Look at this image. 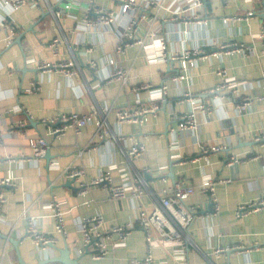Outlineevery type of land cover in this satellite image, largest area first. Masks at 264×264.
I'll use <instances>...</instances> for the list:
<instances>
[{
  "label": "crops",
  "instance_id": "obj_1",
  "mask_svg": "<svg viewBox=\"0 0 264 264\" xmlns=\"http://www.w3.org/2000/svg\"><path fill=\"white\" fill-rule=\"evenodd\" d=\"M50 1L53 6L69 2L72 7L67 16L58 20L47 7L25 5L15 9L6 1L0 2V130L6 133L4 144L0 146V177L11 173L18 183L13 191L9 186L0 188L8 191L0 222V264H47V256H60L61 250L67 247L71 257L78 259L80 264H133L134 260L146 257L148 244L140 226L133 230L127 248L104 259H94L89 253L77 254L81 235L76 224L83 216L101 213L109 224L136 220L138 207L143 203L151 206L153 198L144 195L141 199L111 200L109 191L102 185L94 187L87 197L79 196L76 182L71 183L59 170L50 168L53 160L61 168L71 164L83 166L86 179L98 176L111 163H117L119 168H125L129 177L139 173L146 182L147 192L155 194L175 182L198 185L203 171L218 179L230 178L231 182L217 187L220 214L206 221L192 222L184 263L264 264V248L230 250L219 257L214 254L218 247L240 243L251 247L256 241L264 244V207L246 216L236 213L243 202L248 204L264 198V138L254 139L264 135V100L254 102L248 113L241 114L236 108L243 96L264 95L262 42L255 38L264 25V0H204L198 13L207 20L205 23L185 20L186 11L175 5V0H163L166 8L160 10L138 9L135 15L146 14V22L139 25L140 35L157 27L169 49L198 47L209 54L198 66L184 71L180 81L171 80L178 72L179 62H175L174 67L166 62L149 63L144 49L138 45L129 47L124 55L115 53L116 36L125 29L134 13L121 1L95 0V9L107 7L116 13L118 20L114 25H101L89 31L77 28L87 6L86 0ZM249 11L254 12L250 18L227 20V17L245 16ZM175 12L179 18L173 20ZM11 25L16 27V33L9 40L8 27ZM56 36L64 40L63 58L66 56L65 59L76 62L73 67L76 75L43 72L37 68L35 62L51 58L48 44ZM230 41L245 44L248 55L215 53L217 47L212 43ZM87 48L91 51L85 53ZM89 59L96 61L95 67L89 66ZM110 59L132 68L129 85L109 80L114 68ZM219 67L227 68L231 77L242 82L237 97L233 98L229 92H211L220 81L216 74ZM146 83L155 88L168 85L158 113L142 125L117 124L114 109L134 103L137 98L147 100L148 89L135 90ZM34 84L40 88L29 92ZM185 90L197 100L195 105L203 104L211 110L208 119L199 112L202 120L199 134L181 136L184 122L181 116L190 112L193 105L182 100ZM93 107L112 110L108 116L110 128L118 137L123 136V140H94L96 126L91 123L80 134L70 129L61 139L49 137L50 154L46 153L41 160H19L22 156L34 155L31 138L50 135L51 125L44 119L58 112H88ZM20 121L25 124L23 130L9 134L7 129ZM180 139L182 145H172ZM135 140L145 143L147 152L128 163L120 146L131 145ZM214 144L225 145L227 149L213 153L210 164L204 159L190 160L201 154L203 146ZM10 155L15 160L7 159ZM231 156L240 161L229 165L227 161ZM113 173L121 174L118 169ZM161 175H166L167 181L161 180ZM53 194L65 200L69 236L67 240L59 236L56 248L40 254L33 242L25 238L26 219L18 223L17 220L26 210L28 215L39 217L41 231L54 233V218L45 204L46 198ZM188 202L199 203L201 212L210 209L206 196L198 192ZM178 249L157 246L154 257L173 262Z\"/></svg>",
  "mask_w": 264,
  "mask_h": 264
},
{
  "label": "built area",
  "instance_id": "obj_2",
  "mask_svg": "<svg viewBox=\"0 0 264 264\" xmlns=\"http://www.w3.org/2000/svg\"><path fill=\"white\" fill-rule=\"evenodd\" d=\"M6 1L13 8L18 9L25 5L32 7L44 8L51 11L55 18L62 19L67 16L68 11L72 5L68 2L61 5L53 6L50 0H0ZM123 4L129 6L133 13V17L125 29L118 32L116 36L115 53L124 55L129 47L140 46L146 53V58L149 63L166 62L174 67L175 62H179V69L177 74L171 77L172 81H180L183 78V72L198 66L202 60L208 57L209 54L202 48H183V49H169L166 38L161 35L157 27L149 29L146 34L140 35L139 25L146 22V14L141 13L135 15L138 9L146 10L150 8L163 9L166 8L163 0H119ZM87 6L83 12L82 20L79 21L77 28H84L87 31L91 28H96L101 25H114L118 20V16L113 10L107 7H95V0H86ZM204 0H175V5L185 9V20L188 22L205 23L207 20L200 17L198 11L203 8ZM173 10V9H170ZM95 15L92 16V13ZM253 11L247 12L245 16H232L227 17V20L247 19L253 15ZM179 18V14L175 12L173 20ZM171 19V18H170ZM154 24V22H152ZM16 27L11 25L8 27L7 39L14 36ZM255 38L262 42V54L264 55V25L260 32L255 35ZM64 40L60 37H53L49 42L48 47L51 50V58L47 61L35 62L38 69L43 72L55 71L66 76L76 75L73 69L76 62L72 59L63 58L61 47ZM217 47L216 54H234L248 55V47L243 43L235 41L217 44L212 43ZM91 49L87 48L85 53L90 52ZM114 59H110V63L114 65L109 75V80L121 81L124 85H129L132 78V68L126 67L124 64L115 63ZM90 67H95L96 61L93 59L88 60ZM220 81L215 88L211 90L212 93H226L229 92L232 97H237L240 92L242 82L236 80L229 75V71L225 67H219L216 70ZM262 81L264 83V70L262 72ZM40 86L33 85L28 91L32 92L39 89ZM141 88L148 89V98L143 101L137 98L134 103L128 104L123 107L115 108L117 124H138L142 125L148 121L149 117L156 115L160 110L161 102L165 100L168 93V85L164 84L160 87H153L152 84H141L135 87V90ZM182 100L191 102L192 109L185 115L181 116L183 119V126L181 127V136L189 133L199 134L202 127V120L199 118V112L202 111L206 115V119L210 118L211 110L203 104L195 105L197 102L192 96V93L185 90L181 94ZM264 100V95L257 96H243L237 101V111L239 113H248L252 110L254 102ZM17 109H22L17 107ZM112 112L109 108L93 107L88 112H58L54 116L44 119L46 124L51 125L50 135L36 136L30 139L31 147L34 155L31 157H20L21 162H32L34 160H41L46 156L49 149V137L53 139L63 138L67 132L72 129L76 134L82 133L83 129L89 124H95L96 131L94 140H106L108 138H115L123 140V136H117L110 128L108 116ZM24 122L20 121L17 124H12L7 131L9 134H15L23 130ZM175 131V129H172ZM6 133L0 130V146L4 144ZM264 135L255 136L256 141H261ZM183 141L177 140L172 145H182ZM225 145H209L203 146L202 152L198 156H192L190 160L198 161L204 159L207 164H210V157L213 153L227 149ZM121 153L126 162L131 163L138 158H142L147 148L145 143L135 140L131 145H121ZM82 152V150H80ZM2 158H0L1 160ZM7 159L15 160L13 156H8ZM239 158L231 156L228 158L227 163L233 165L239 162ZM50 168L57 169L61 175L69 180H74L78 185V195L87 197L91 190L99 185L104 186L109 191V198L111 200H119L126 198H142L144 195L151 196L153 203L151 206L143 203L138 207V216L136 220H128L124 223L109 224L105 216L97 213L91 216H83L77 221V228L81 235V243L77 247V254L84 255L89 253L94 259H104L107 256L114 254L120 249H125L129 245V239L136 228L140 226L145 234L148 244L147 255L145 258L136 259L133 264H180L186 260V252L190 238V227L192 222L197 219L203 221L208 218L215 217L221 212V204L218 197L217 187L222 183L231 182L230 178L218 179L212 174L203 171L201 182L198 185L190 183L175 182L173 185L163 188L158 194L154 192H147L146 182L139 173L127 176L125 168H119L117 163H111L106 170L100 172L98 176L86 179V170L83 166L71 164L65 168H61L57 161L53 160L50 163ZM118 169L121 174L114 175V170ZM160 173V171H158ZM161 174V173H160ZM161 180L167 181L166 175H161ZM10 187L13 191L18 188V183L13 174H8L5 177H0V188ZM201 193L208 199L210 209L206 212H201L202 208L199 203H189L188 200L196 193ZM8 200V191L0 190V222L3 220V207ZM48 207H50L52 216L54 218V233H46L39 229V217L28 215L25 210L17 223L22 219H26L25 238L31 240L38 252H50L57 246L60 237L67 240L69 233L66 227L65 220V200L59 199L56 195H51L46 198ZM90 204V201L87 202ZM264 207V198L251 203L239 205L237 215L246 216L259 208ZM175 247L176 250L174 261L168 262L166 260H159L154 257L155 247ZM264 248V244L254 242V245L247 247L245 244H233L228 247H218L214 249V254L219 257L221 254L230 250H245V249H260ZM183 260V261H181ZM186 264V263H184Z\"/></svg>",
  "mask_w": 264,
  "mask_h": 264
},
{
  "label": "water",
  "instance_id": "obj_3",
  "mask_svg": "<svg viewBox=\"0 0 264 264\" xmlns=\"http://www.w3.org/2000/svg\"><path fill=\"white\" fill-rule=\"evenodd\" d=\"M47 153L50 154L49 149L47 150ZM71 183H74V180H71ZM54 248H56V246H54ZM51 263L53 264H80L78 259H74L71 257L70 250L68 247L65 249V251L61 250L60 256H55L53 258L52 257L48 258L47 256V264H51Z\"/></svg>",
  "mask_w": 264,
  "mask_h": 264
}]
</instances>
